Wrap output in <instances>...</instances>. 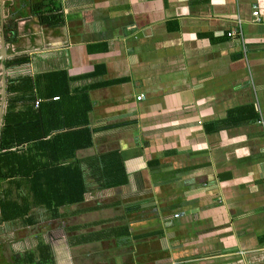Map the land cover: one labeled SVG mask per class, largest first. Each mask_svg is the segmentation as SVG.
<instances>
[{
  "label": "crops",
  "instance_id": "1",
  "mask_svg": "<svg viewBox=\"0 0 264 264\" xmlns=\"http://www.w3.org/2000/svg\"><path fill=\"white\" fill-rule=\"evenodd\" d=\"M54 1L64 25L43 19ZM0 16L30 59L10 79L66 71L65 96L38 98L93 130L72 158L91 159L89 192L51 218L108 224L73 241L47 233L29 251L48 244L55 264H77L83 246L115 242L117 261L100 264H264V0H0ZM111 151L127 182L101 189L94 158Z\"/></svg>",
  "mask_w": 264,
  "mask_h": 264
},
{
  "label": "trees",
  "instance_id": "2",
  "mask_svg": "<svg viewBox=\"0 0 264 264\" xmlns=\"http://www.w3.org/2000/svg\"><path fill=\"white\" fill-rule=\"evenodd\" d=\"M52 4L54 14L43 19L50 24L64 25V14L56 12L61 8L55 1ZM6 33H10L9 28ZM29 60V57L22 56L10 64L21 65ZM36 79L23 75L9 80L8 105L0 138V219L3 222L23 220L29 225L34 224V208H44L50 216L61 217V208L84 202L89 192L82 162L91 159L72 161V158L76 157L77 150L93 143V130L84 127V121L83 126L80 121L71 122L72 113L63 112L61 106H55L56 102H42L43 98L57 93L61 94L59 99L65 96L61 89L68 93L71 78L66 71L57 70L43 73ZM40 83L45 88L36 94ZM22 102L27 104L25 112L29 114L16 110ZM94 161L104 166L100 176L96 173L97 168H92V177L98 180L99 188H112L127 182L123 158L118 151L101 154ZM6 181L8 185L1 189ZM111 231L119 232L120 227ZM50 248V245L41 243L40 257L32 251L15 253L12 263L55 264Z\"/></svg>",
  "mask_w": 264,
  "mask_h": 264
},
{
  "label": "rangeland",
  "instance_id": "3",
  "mask_svg": "<svg viewBox=\"0 0 264 264\" xmlns=\"http://www.w3.org/2000/svg\"><path fill=\"white\" fill-rule=\"evenodd\" d=\"M1 18V16H0ZM7 20V18H5ZM0 34H1V28H0ZM21 72H25V70H22ZM8 182L6 181L4 185H1V189H3L5 186H7ZM17 192V191H16ZM102 195V193H101ZM100 195V196H101ZM114 195V194H113ZM98 196V198H100ZM88 197V195H87ZM119 193H116L114 196H109L106 201H112L119 199ZM105 198L97 199L91 198L89 203L95 202V201H104ZM71 206L63 207V213L66 212L65 215L71 216ZM116 213H119V208H113L111 209ZM1 214V211H0ZM32 216L34 217V220L37 221L34 225H27L22 220L16 221V222H3L0 219V264H11L13 261L12 256L15 253H25L29 250H34V252H38L37 244L39 242V238L42 236H45V234H53L58 232L60 238H62V233L64 234V237H69L71 241H73V237H76V235L79 232L85 231L89 232L90 230H93L90 228L91 225H88L87 227L83 229H76L75 226L79 224V222H76L72 218H61L60 220L52 219L50 214L43 208H35L33 210ZM92 217V216H91ZM96 217L93 216L92 220H94ZM90 217H85L83 221H88ZM114 224V223H113ZM95 225H92L91 227H94ZM108 226L107 223L98 224L95 226L94 229H103L104 227ZM109 245V246H108ZM56 249L57 244L55 243ZM108 246V247H107ZM111 246V247H110ZM60 248H58L57 253L59 254V259L61 261V255H60ZM74 253V250H72ZM119 252V248H117V245L115 242L111 243H99V244H91L83 246L80 250H77V254L80 256H73L72 258L77 264H100L103 260H106V257L109 256L113 261H117V256ZM87 253H91L92 256L85 258V255ZM117 253V254H116ZM75 254V253H74ZM107 255V256H106ZM78 258V259H77ZM113 264H116L113 262Z\"/></svg>",
  "mask_w": 264,
  "mask_h": 264
},
{
  "label": "flooded vegetation",
  "instance_id": "4",
  "mask_svg": "<svg viewBox=\"0 0 264 264\" xmlns=\"http://www.w3.org/2000/svg\"><path fill=\"white\" fill-rule=\"evenodd\" d=\"M2 21H4V31H5V38H6L5 48L7 50L8 55L10 54L9 56L6 55L2 59L0 58V121H2V125H3V119L5 116V105L7 103V90H8L9 80H10L9 72L14 68V66H16V65L10 64V62L18 57H22L23 55H17L16 53L12 52V47L10 45L12 44L13 41H11L10 34L6 33V28H9L10 29L9 32H12L14 35L15 27L13 28V23L9 20H6L5 17H2V16L0 18V28H1L0 49H2V44H1L2 29H3ZM1 55H2V50L0 51V56ZM5 88H6V101L4 104V114L2 115L1 110H2V104H3V92ZM1 130H2V127L0 128V134H1Z\"/></svg>",
  "mask_w": 264,
  "mask_h": 264
},
{
  "label": "water",
  "instance_id": "5",
  "mask_svg": "<svg viewBox=\"0 0 264 264\" xmlns=\"http://www.w3.org/2000/svg\"><path fill=\"white\" fill-rule=\"evenodd\" d=\"M2 38H1V44H2V49H0V51L2 50V55L0 56V58H4L6 55H8L7 53V50L5 48V45H6V38H5V31H4V22H2ZM10 55V54H9ZM8 55V56H9ZM6 86V85H5ZM4 86V87H5ZM5 101H6V88L4 89V92H3V104H2V110H1V114L3 115L4 113V104H5ZM2 127V123L0 121V128Z\"/></svg>",
  "mask_w": 264,
  "mask_h": 264
},
{
  "label": "built area",
  "instance_id": "6",
  "mask_svg": "<svg viewBox=\"0 0 264 264\" xmlns=\"http://www.w3.org/2000/svg\"><path fill=\"white\" fill-rule=\"evenodd\" d=\"M255 14L259 15V11H255ZM232 34H233V33H230V35H232ZM57 98H58V97H56V99H57ZM138 98L141 99L142 96L140 95ZM38 104H39V102H38Z\"/></svg>",
  "mask_w": 264,
  "mask_h": 264
},
{
  "label": "bare ground",
  "instance_id": "7",
  "mask_svg": "<svg viewBox=\"0 0 264 264\" xmlns=\"http://www.w3.org/2000/svg\"><path fill=\"white\" fill-rule=\"evenodd\" d=\"M2 17H3V16H2ZM3 20H4V19H3ZM2 22H4V21H2ZM231 33H233V34H234V33H235V31H232ZM233 34H232V35H233ZM57 97H58V96H57ZM54 99H56V97H55ZM57 99H59V97H58ZM38 102L40 103V100H39ZM37 105H39V104H37ZM3 114H4V113H3ZM1 123H2V121H1ZM0 137H1V134H0Z\"/></svg>",
  "mask_w": 264,
  "mask_h": 264
}]
</instances>
